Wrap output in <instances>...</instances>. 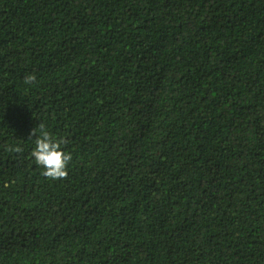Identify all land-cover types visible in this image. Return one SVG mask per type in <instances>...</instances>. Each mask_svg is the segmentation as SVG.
I'll return each instance as SVG.
<instances>
[{"label":"trees","instance_id":"1","mask_svg":"<svg viewBox=\"0 0 264 264\" xmlns=\"http://www.w3.org/2000/svg\"><path fill=\"white\" fill-rule=\"evenodd\" d=\"M0 264H264V0H0Z\"/></svg>","mask_w":264,"mask_h":264},{"label":"clouds","instance_id":"2","mask_svg":"<svg viewBox=\"0 0 264 264\" xmlns=\"http://www.w3.org/2000/svg\"><path fill=\"white\" fill-rule=\"evenodd\" d=\"M35 81L36 76L34 74L27 75L24 79L25 84H33ZM30 135L36 137L31 156L35 163L43 169L42 174L51 180L66 179L72 155L64 151L62 145H66L68 140L53 136L42 122L32 130ZM6 151L21 153L23 149L19 146H8Z\"/></svg>","mask_w":264,"mask_h":264}]
</instances>
